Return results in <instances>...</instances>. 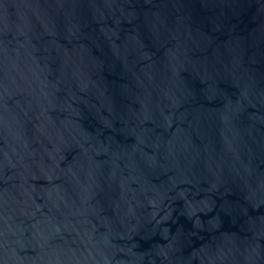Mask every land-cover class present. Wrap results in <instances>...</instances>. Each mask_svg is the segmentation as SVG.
Returning a JSON list of instances; mask_svg holds the SVG:
<instances>
[{
  "label": "water",
  "instance_id": "water-1",
  "mask_svg": "<svg viewBox=\"0 0 264 264\" xmlns=\"http://www.w3.org/2000/svg\"><path fill=\"white\" fill-rule=\"evenodd\" d=\"M0 264H264V0H0Z\"/></svg>",
  "mask_w": 264,
  "mask_h": 264
}]
</instances>
